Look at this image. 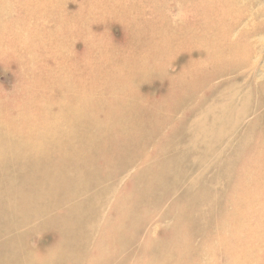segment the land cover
<instances>
[{
	"label": "rangeland",
	"instance_id": "1",
	"mask_svg": "<svg viewBox=\"0 0 264 264\" xmlns=\"http://www.w3.org/2000/svg\"><path fill=\"white\" fill-rule=\"evenodd\" d=\"M202 4L207 8L200 11ZM205 38L214 44L204 45ZM197 46L200 50H195ZM197 51L210 56L199 68L198 64H187L199 57ZM236 64L241 71L232 72L229 81L212 74L217 72L216 65ZM194 70L198 75L188 74ZM64 74H72L71 85H82L87 94L88 109L96 111L91 123L94 130L119 125L129 132L132 123H140L133 131L137 133L132 135L134 144L128 148L133 157L125 155L127 148L118 154L115 148L111 150L123 160L118 170L122 182L114 181L111 188L134 184L138 178L135 174L146 171L147 175L149 168L158 173L159 163L175 155L186 174L183 176L182 170L173 176L158 174L166 190L158 191L156 180L151 188L157 199L152 210H182L187 189L197 181L191 193L205 206L211 205V216H202V224L212 226L215 217L220 223L227 222L233 208V214L247 220L243 226L232 224L209 235L199 233L202 239L196 236L187 240L180 232L172 241L175 232H168L169 247L185 252L181 244L188 246L191 241L199 248L205 242L212 249L200 254L203 264H264V0H0L2 124L24 118L28 110L37 112L31 103L41 96L59 103L64 91L55 83ZM104 74L122 84L110 89L98 79ZM174 80L181 81V87H172ZM212 89L232 96L239 90L240 100L249 98L248 118L239 116L235 122L225 123L215 105V112L202 111L201 107L209 104L205 98H214ZM84 106L87 108L86 103ZM174 107H179L178 111ZM120 111L130 118H109ZM186 122L195 128H189L190 132L198 133L191 138L193 143L184 141ZM177 126L184 132L182 136L172 135ZM141 129L143 132L138 131ZM94 130L90 134L103 135ZM139 134L146 138L136 144ZM205 149L211 152L203 156ZM144 183H139L142 190ZM233 199L237 201L234 205ZM156 215L142 216L140 221L147 223ZM174 220L170 217L171 223ZM231 228H237L235 240ZM157 231L154 238L165 239L162 230ZM146 233L147 228L141 227L137 237L141 243H147ZM3 239L0 237V242ZM28 241L32 249L40 250L37 259L57 243L50 236L40 235L27 241L16 239L0 264H20V256L13 257L11 252L21 248L22 242L25 248ZM146 255L145 264L152 255L154 264H167L171 257L176 260L169 264H179L178 253L168 257L153 252Z\"/></svg>",
	"mask_w": 264,
	"mask_h": 264
},
{
	"label": "bare ground",
	"instance_id": "2",
	"mask_svg": "<svg viewBox=\"0 0 264 264\" xmlns=\"http://www.w3.org/2000/svg\"><path fill=\"white\" fill-rule=\"evenodd\" d=\"M203 8L207 6L202 4L199 10ZM206 38L203 40L204 45L214 44L209 43ZM198 48L197 46L195 50H200ZM198 56L195 60H188L187 64L191 67L198 64L199 68L202 62H209V54L203 55L199 52ZM238 65L222 67L216 65L218 69H214L217 72L214 71L212 74L217 73L215 74L217 79L229 81L228 77L234 74L232 72L241 71ZM198 73V70H194L188 74L195 76ZM112 78L113 76L104 74L99 75L98 79L105 84L108 83V87L115 90L122 82L116 79V83L112 82L110 81ZM72 79V74H64L61 79L56 78L55 87L64 91L59 97L61 100L59 103L56 99L41 96L38 101L31 103L37 108V112L28 110L24 118L15 120L19 122L11 123L10 119L2 124L4 121H0V237L5 238L0 242L1 262L12 241L16 239L27 241L40 235L57 240L55 247L50 252L42 251L41 258L37 259L40 250L32 249L29 241L24 248L22 242L21 248L15 247L11 252L13 257L20 256V264H145L146 254L151 252L167 257L169 254L178 253L179 264H203L200 254L212 249L211 244L203 242L201 247L196 248L191 241L188 246L177 243L185 252L191 253L176 252L174 248L169 247L171 235L169 236L168 232H175L172 234L175 237L172 241L180 232L186 234L187 240L189 237L192 240L196 236L202 239V235L198 236L199 233L206 231L209 235L215 229L220 230L222 226L230 228L232 224L242 225V222L247 220L233 214L236 210L233 208L232 217L227 222L220 223L215 217L211 222L212 226L202 224L200 221L202 216H211L210 210L208 211L211 205L205 206L191 193V190L195 191L193 187L197 181L187 189L182 210L165 212L166 209L161 210L160 207L152 210L157 199L153 196L151 188L156 180L159 183L158 191L166 190V187L162 186L163 179L160 180L158 174L173 176L178 170H182L180 167L183 164H179V159L175 155L159 163L161 168H158V173H152L149 168L147 175H144L146 171L135 174V177H138L137 181L130 180L135 181L134 184L123 186L122 183L116 188H111L114 181L122 182L118 170L123 165V160L112 154L111 150L115 148L118 154L120 150L127 148L125 155L133 157L129 154L128 148L134 144L135 137L132 135L137 133L133 134V131L139 128L140 123H132L129 132L127 128L119 125L109 130L101 131L98 127L94 130L95 127L91 126V123L96 111L88 109L87 94L83 93L82 85L80 87L71 85ZM174 81L172 87L178 84L181 87V81ZM65 92L71 94L67 95ZM236 92L238 94L232 96L230 92L219 93L212 89L214 98L211 96L205 98L209 104L207 108L201 107V110L205 113L215 112L213 108L215 105L219 113H222L225 123L227 120L228 123L235 122L239 116L247 119L249 113L247 105L250 99L240 100L239 90ZM171 94L175 92L172 91ZM263 100L264 97L261 101ZM85 103L87 108L84 106ZM92 107L95 106H90ZM177 108L174 107L178 111ZM112 115L109 118L118 117L125 120L131 116L125 111ZM183 127L186 132L184 141L193 143L194 140L191 138L196 137L198 133L194 134L192 129L189 131V128L195 129L192 123L186 122ZM93 130H99L103 135L90 134ZM183 133L177 126L172 135L182 136ZM145 138V134L137 135L136 144ZM170 149L171 146L169 151ZM210 152L205 149L203 156ZM182 171L184 176L186 173ZM140 182H145L144 190L139 187ZM124 189L130 192L125 194ZM231 203L234 205L237 201L233 199ZM244 211L247 212L248 209H240V212ZM153 213L161 219L156 221L155 217L147 223L140 221L142 216ZM170 217L175 218V223L170 222ZM196 217H199V220ZM22 227L26 229L21 230ZM141 227L147 228L146 236L149 238L147 243H141L137 238ZM233 228L230 231L235 240L237 228L235 230ZM158 229L162 230L165 239L154 238L153 232H158ZM153 257L152 255L147 264L155 263L152 261ZM211 259L215 260L213 257ZM175 260L174 257L170 258L171 262ZM214 264H218V261Z\"/></svg>",
	"mask_w": 264,
	"mask_h": 264
}]
</instances>
